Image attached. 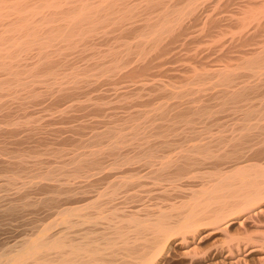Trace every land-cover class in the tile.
<instances>
[{"label": "bare ground", "instance_id": "6f19581e", "mask_svg": "<svg viewBox=\"0 0 264 264\" xmlns=\"http://www.w3.org/2000/svg\"><path fill=\"white\" fill-rule=\"evenodd\" d=\"M6 220L0 264H264V0H0Z\"/></svg>", "mask_w": 264, "mask_h": 264}, {"label": "rangeland", "instance_id": "374dc122", "mask_svg": "<svg viewBox=\"0 0 264 264\" xmlns=\"http://www.w3.org/2000/svg\"><path fill=\"white\" fill-rule=\"evenodd\" d=\"M32 215L31 214H27L26 215V217H31ZM7 221V220H6ZM3 221L2 222V225L4 224V226H2L1 227V230H0V250L1 249H5V243L7 244V246H8V242H11V238H12V236L10 235V232H8V230H9V228H10V225H9V222L7 221ZM8 225H7V224ZM5 225H7V226H5ZM4 227V228H3ZM9 227V228H8ZM3 228V229H2ZM5 230V231H4ZM10 231V230H9ZM3 232V233H2ZM2 234V235H1ZM7 235V236H6ZM11 237V238H10ZM10 239V240H9ZM5 240H6V242H5ZM3 248H2V247Z\"/></svg>", "mask_w": 264, "mask_h": 264}]
</instances>
